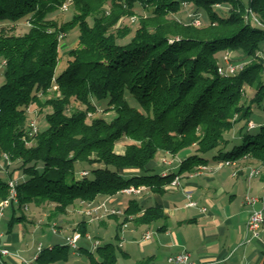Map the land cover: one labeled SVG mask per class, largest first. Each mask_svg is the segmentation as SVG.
I'll list each match as a JSON object with an SVG mask.
<instances>
[{"label": "trees", "instance_id": "obj_1", "mask_svg": "<svg viewBox=\"0 0 264 264\" xmlns=\"http://www.w3.org/2000/svg\"><path fill=\"white\" fill-rule=\"evenodd\" d=\"M65 1L0 0V23L30 24L23 35L9 34L5 26L0 31V154L10 159L6 180L0 177V201L16 180L11 225L26 218L16 211L30 204L54 205L57 216L130 186L164 193L210 157L217 163L256 161L264 180V0H73L75 13L59 23L49 15ZM186 4L195 7L201 26L192 23ZM138 6L148 13L138 17V27L121 26L122 19L137 16ZM76 28L78 46L57 72L60 36ZM225 51L249 62L234 75L220 74ZM247 89L253 90L249 99ZM97 102H105L114 117L96 116ZM32 105L51 110L47 127L30 135ZM124 139L131 142L119 153ZM160 151L188 155L177 172L162 175L149 167ZM132 169L139 173L130 174ZM125 214L142 224L166 218L161 205L142 207L135 199ZM76 229L85 236L88 222ZM69 249L46 248L38 261L66 260ZM119 251L113 242L97 246L99 259L85 250L92 264H117Z\"/></svg>", "mask_w": 264, "mask_h": 264}, {"label": "crops", "instance_id": "obj_2", "mask_svg": "<svg viewBox=\"0 0 264 264\" xmlns=\"http://www.w3.org/2000/svg\"><path fill=\"white\" fill-rule=\"evenodd\" d=\"M187 155L188 151L176 156L160 151L149 167L162 175L177 172ZM163 159L169 160V164H164ZM216 163L209 158L208 165ZM8 164L0 154L1 175ZM253 168L261 167L256 161L242 160L237 166H223L198 175L183 173L179 176V184L166 187L164 193H154L146 187L140 194L120 192L95 201H105L109 207L124 212L132 199L142 207L161 205L166 218L149 224L137 222L135 217L126 219V214L90 222L79 213L78 205L55 216L48 205L30 204L27 211H16L26 218L11 225L15 211L9 206L0 226V244L10 249L3 264H83L80 256L86 249L92 251L96 241L101 245L113 242L120 246L117 264H174L168 258L184 251L191 254L192 260L203 264H263L264 223L260 239H251L247 230L253 208L264 209V180L262 173L250 175ZM129 173L138 174L139 171L132 169ZM247 196L258 198L259 202L252 206L247 202ZM190 201L197 205L187 206ZM82 221L88 222L87 234L92 238L83 236L78 251L70 248L66 260L38 261L40 244L44 249L66 245V237L78 231L76 226ZM91 223L97 224L98 235L90 233ZM54 226L57 233L53 232ZM147 232L151 238L143 240Z\"/></svg>", "mask_w": 264, "mask_h": 264}, {"label": "built area", "instance_id": "obj_3", "mask_svg": "<svg viewBox=\"0 0 264 264\" xmlns=\"http://www.w3.org/2000/svg\"><path fill=\"white\" fill-rule=\"evenodd\" d=\"M61 9L67 10L68 9L67 3L64 4L61 7ZM250 16L256 23L260 24L259 20L254 16V14L251 11H250ZM189 17L193 18L192 23L195 26H201L202 21L198 16H196L192 13H189ZM224 62H225V65L219 66L218 71L220 74H233L234 75L239 70H241L245 65L244 63H234L232 61V57L229 55L224 56ZM55 87L57 88V86H55ZM250 126L254 127V123L250 122ZM27 130H28L30 135L37 133L39 131V126H38L37 122L36 121L29 122V124L27 126ZM4 158L8 161V163H10V159L8 156H4ZM163 163L169 164V160L163 159ZM237 164L238 163L236 161H231V160L218 162L215 165L205 164V165L199 166L197 171L194 172L193 174L198 175V174H202V173L209 171V170L222 168L223 166H237ZM261 170H262L261 168H253L251 170L250 175L251 176L260 175ZM84 174H87V173H84ZM234 175H236V173H234ZM178 184H179V177H177L172 182L171 185L177 186ZM145 189H146L145 186H140V187L130 186L128 188L123 189L121 192L125 193V194H140ZM9 190H10L9 197L7 199L0 201V226H1V220L5 215V210L10 206L12 201H14V202L17 201L18 194H17V190H16V180H10L9 181ZM247 202H249L252 206H255L259 202V199L255 198V197L247 196ZM196 205H197V203L194 201H190L187 204V206H190V207H195ZM204 210H206V209H204ZM79 213L86 216L90 222H93L95 220H99V219H102V218H105V217H108L111 215H125V212L123 210L115 208V207H109L107 202H105V201L99 202V203L81 201ZM128 219L133 220L134 216L130 215L128 217ZM263 223H264V209L253 208L251 215H250V218H249L248 223H247V230H248V233H249L251 239H260L261 238ZM53 232L57 233V229L55 226L53 227ZM86 236L89 239L92 238L89 234H86ZM82 237L83 236H82L81 232L74 231V233L72 235L66 237V244L70 248H72L73 250L78 251L80 248L79 243H80V240ZM150 238H151V234H150V232H147V233H145L143 240H148ZM99 244H100L99 241L94 242L93 248H97V246ZM43 250H44V247L42 244H40L38 247V252L40 253ZM9 255H10V249L8 247L0 244V264H3L5 258H8ZM168 261L171 263H174V264H203V263H199V262L192 260L191 254L186 252V251L175 254V255H171L168 258Z\"/></svg>", "mask_w": 264, "mask_h": 264}, {"label": "rangeland", "instance_id": "obj_4", "mask_svg": "<svg viewBox=\"0 0 264 264\" xmlns=\"http://www.w3.org/2000/svg\"><path fill=\"white\" fill-rule=\"evenodd\" d=\"M66 3L68 5V9L67 10H64V9H61L60 8L57 12L49 15V17L57 20L59 23H64L66 21H69L71 19L72 15L75 13V9H74V6H73V0H66L63 3V5L66 4ZM185 8L187 9L185 11L187 14L195 12V7L193 5H191V4H187V6ZM215 8L218 9V10H221L222 13H226L227 12V10L222 9L223 7H215ZM199 13L201 15V18L205 22H208L209 21V17L206 14V12H204V11L201 10ZM147 14L148 13L146 12V10H144L141 6H138V8H137V16L126 17V18L122 19L120 25L121 26H123V25H129V26H131L133 28V30H135L138 27V23H136V20L138 19V17H140L142 15H147ZM186 16H188V15H186ZM4 26L8 30V33L9 34H15V35H23L24 33L28 32V30L30 29L29 21L26 20V19L24 21H22L21 23H18V24H14V23H0V31H1V29ZM197 27H199V26H197ZM78 35H79V29L78 28L74 29L68 35L61 34V36H60V40H61V46H60L61 62H60V66H59L57 72H60L62 70L63 66L66 65V61L68 59V53H69V51L71 49H74V48H76L78 46ZM131 37H132V35L128 36L127 38H125L123 40H120L119 42H121V43H127L131 39ZM225 55L231 56L232 57V61L234 63H244V64H246V63L249 62V59H244L239 54H233L230 51H225L224 53H222V54L219 55V57H221V61H220L221 63H220V65H225V62H224V56ZM260 55L264 58V52H261ZM4 65H5V61H2L0 59V85L4 82V77H3ZM247 91H248V93H247L248 96L247 97L249 99L251 93L253 92V90L252 89H247ZM53 92H58V87L57 88L54 87L53 88ZM74 104L75 105H78V103H74ZM97 105H98V113L96 114V116L103 117V118H105L107 120H110L112 117H114V115H115L114 112H112V111H109V112L105 111V108H106L105 102H101V103L97 102ZM81 108H84V106H81ZM50 110L51 109L46 108V109H44V110L41 111L39 107H37L36 105H32L29 108V111H28L29 122L36 121L37 124H38V126H39V129L40 130L45 129L47 127V122H46L45 116H46V114L48 112H50ZM91 115L93 116L94 114L93 113H89V116H91ZM260 118H261L260 114L259 113H255L254 120L257 121V122H259L260 121ZM34 142L32 141L33 144H34ZM130 142L131 141H129L128 139H124L122 142H120L116 146V151L119 152V153H122L125 150L127 144L130 143ZM0 177L4 181L6 180V177L4 175H1L0 174ZM14 177H17L18 180L21 179V175L18 172L14 174ZM47 205L49 207V210L54 207V205H50V206H49V204H47ZM96 225L97 224L91 223V227L92 228L89 231H91L90 233L92 234V236L93 235L94 236L95 235H98L97 234L98 232H97ZM104 238H105V236H104ZM83 242H84V240H83ZM91 249H92V252L94 254L95 259H99L98 258V254L96 252V248H91ZM80 258H81L83 264H92V258L93 257H91V254L84 252L80 256ZM70 262L72 263L74 261H70ZM74 264H76V263H74Z\"/></svg>", "mask_w": 264, "mask_h": 264}]
</instances>
